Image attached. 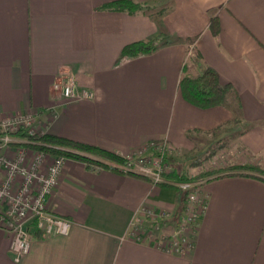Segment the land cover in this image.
<instances>
[{
    "label": "crops",
    "instance_id": "0c3cea01",
    "mask_svg": "<svg viewBox=\"0 0 264 264\" xmlns=\"http://www.w3.org/2000/svg\"><path fill=\"white\" fill-rule=\"evenodd\" d=\"M111 1L0 0V120L40 111L45 133L120 156L165 139L181 157L220 133L236 142L232 154L228 143L215 150L226 165L264 162V0H132L153 6L135 13L102 8ZM160 33L154 51L121 56ZM207 67L230 90L201 108L179 81ZM67 76L91 96H58L53 84ZM205 191L191 246L169 252L129 231L145 222L144 209L181 211L178 189L67 157L47 208L70 219L69 234L42 235L30 219L29 251L15 261L0 229V264H264V176L231 171L209 178Z\"/></svg>",
    "mask_w": 264,
    "mask_h": 264
},
{
    "label": "built area",
    "instance_id": "2783aa9c",
    "mask_svg": "<svg viewBox=\"0 0 264 264\" xmlns=\"http://www.w3.org/2000/svg\"><path fill=\"white\" fill-rule=\"evenodd\" d=\"M53 91L66 99L91 96L88 89L78 87L72 76L54 82ZM40 114V111H29L0 120V229L10 235V250L15 261L29 251L27 225L30 219L35 221V231L42 235H67L72 225L70 219L47 208L48 197L57 185L66 157L12 145V142H27L24 136L13 138L12 132L45 133L38 122ZM174 151L167 140H152L122 156L123 162L110 161L107 165L184 193L185 204L181 211L171 214L154 207L144 209L145 222L134 221L129 231L136 240L150 241L169 252H181L191 246L199 218L207 206L204 185L212 176L187 181L167 178L166 174L174 170L170 161Z\"/></svg>",
    "mask_w": 264,
    "mask_h": 264
},
{
    "label": "trees",
    "instance_id": "16d2710c",
    "mask_svg": "<svg viewBox=\"0 0 264 264\" xmlns=\"http://www.w3.org/2000/svg\"><path fill=\"white\" fill-rule=\"evenodd\" d=\"M102 8L135 13L138 11L150 10L151 8H153V6L137 3L132 0H114L105 3ZM209 27L211 32L213 34H216L218 30V21L216 16L210 19ZM164 36L165 33H160L155 38L131 42L123 47L121 56L126 55L130 57H136L139 55L150 53L158 47L161 39ZM179 89L186 101L195 106L207 108L220 105L224 101L226 93L230 90V86L229 84H221L217 72L214 69L207 67L201 74L197 76L183 75L179 81ZM11 134L18 137L24 136L27 140V142H12V145L14 146H22L27 149L41 150L51 154L63 155L66 158L73 157L87 163H93L103 167L109 166L106 163L86 156L85 154H91L93 156L104 158L116 163H121L124 161V158L122 156L114 152L102 149L89 143L76 141L59 135L50 133H36L34 135H26L22 130L12 132ZM227 169L229 171L227 173H219V170H211L196 175H189L185 171L180 169L173 170L172 172L167 173L166 177L173 180L187 181L203 176L227 175L230 174L231 171L237 170L253 172L258 175L264 176V168L256 165H230ZM182 195L184 199L183 192Z\"/></svg>",
    "mask_w": 264,
    "mask_h": 264
},
{
    "label": "rangeland",
    "instance_id": "374dc122",
    "mask_svg": "<svg viewBox=\"0 0 264 264\" xmlns=\"http://www.w3.org/2000/svg\"><path fill=\"white\" fill-rule=\"evenodd\" d=\"M12 137L16 139L20 138L15 135H12ZM202 139L205 140L204 144L206 143L208 144L211 142L209 146L204 147V145L201 144L200 146L196 147L195 152L189 153L188 155L186 154L185 156H181V157H179V155L174 154L175 151L172 153V155L170 156V161L172 163L174 170L182 169L186 173L195 171L196 173L194 175L202 173V172H206V171H211V170H215V171L219 170V173H227L228 172L227 168L228 166H230L228 164L226 165L228 159L226 157H222L223 155H217V154H215V156L213 155L214 153H217L215 152V150L218 149L219 146H221V144L223 143H228L227 151L225 154L226 155L232 154V152L235 151V148H236V147L235 148L233 147V149H231L233 144H236V142H234L235 139L225 138L221 136L220 133L216 140H215V137L212 135H204L202 136ZM28 150L31 151L32 149H28ZM86 155L90 157H96L91 154H86ZM177 156L179 157L180 160L178 159ZM171 157L176 158V159L174 160ZM47 161H49V159H46V162ZM222 164L224 166H222ZM247 164L256 165V166L264 168V166H262L264 165V162L259 163V164L256 162L251 163V164L247 163Z\"/></svg>",
    "mask_w": 264,
    "mask_h": 264
}]
</instances>
